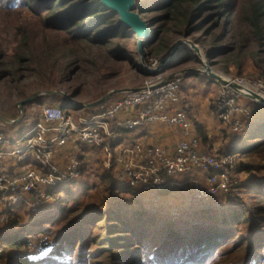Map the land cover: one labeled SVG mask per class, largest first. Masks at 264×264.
<instances>
[{"label": "rangeland", "instance_id": "1", "mask_svg": "<svg viewBox=\"0 0 264 264\" xmlns=\"http://www.w3.org/2000/svg\"><path fill=\"white\" fill-rule=\"evenodd\" d=\"M166 1L167 0H135V11L150 24L152 31H154V29H158L159 27V24L152 27L151 23L153 20L160 17L162 13L160 11L161 6H163ZM248 1L249 0H228V8L230 11H240V9H242ZM1 7L2 6H0L1 38L8 37L13 39L18 30L27 29L33 30L34 35L38 36V39L42 44L48 42L61 43L63 41V35L61 33L48 28L47 24L49 22V17L51 16L49 9H43L42 7L37 8L36 5L26 7L18 4L11 7L7 6L8 10H1ZM218 16V19L215 18L207 24L205 29L191 35L190 37L172 36L175 39L173 45L180 40H187L188 42L196 45L200 49V52L195 53V51H193L190 47L182 48L167 64L164 65H161L162 59L170 53L171 49L160 56H155L150 53L151 48L155 46H150V44L147 43L144 54L141 55L140 43L137 37L131 34L129 38L122 40V43H124L128 47L129 52L133 54V62H131L128 57H126V60H118L111 56L107 57L106 52L109 51V46H105L101 49L91 48L82 52L84 57L91 58L95 62L93 66H91V69L89 68L85 72L79 71L77 75H80V78L76 76L74 80L64 82V84L55 82L51 85L49 82V85H47L46 88H52L51 90L44 89L40 84V80L34 75H28L20 86L8 85L6 87L3 83H0V114L13 121L9 126L0 121V129L4 131L9 144H11L5 146L4 151H6V155L0 157V161H2L0 162V166H4L7 161L6 158L10 153L9 147L13 146L12 152H15V149L20 148L22 145V137L28 132H24L27 129L26 126H28V123L30 124V122L40 119V117L41 120H43V111L48 106L55 107L62 105L68 108L65 109L67 112L71 113L75 119H78L85 114H97L101 109L109 108L123 96V93L116 92L104 104L90 108L91 110H87L88 108L84 107L79 110L71 109L72 101L79 105H89L99 101L103 95L106 96L111 92L127 89H139L146 86L148 83H151V81L155 84L170 77L172 78V76L180 73L183 75V83L180 86L181 102L179 107L186 113L192 127L193 122L189 117L191 114V106H189L190 102L188 99L191 98L193 102L199 103L200 109H203L202 105H208L211 109H214L213 104L222 94L224 89V84L217 82L209 75L203 73L204 62L208 61L215 73L220 74L222 77L231 81H264V46H253L249 43L240 50L236 49L238 46H234L235 52L230 54L212 56L210 50L213 47L231 46L232 44L233 29L225 26L224 19L221 20L220 15ZM219 23L221 24L219 25ZM220 36L223 37V40L221 42H217L218 37ZM193 56L198 59L200 63L197 62V60L192 59L191 57ZM149 70H157V72L154 75H149L147 74V71ZM197 73H201L204 76L197 77ZM23 90L30 95L38 92H63L69 95V97H72V101L69 99L65 100L60 97H46L41 100V103H33L23 106V110H21L20 102L24 100H20L21 97L19 96V93ZM18 101L19 105L17 108L15 103ZM241 102H243L246 106H250L252 109V118L249 120H242L243 124L246 126V131L244 133L234 134L224 123L228 128L227 129L222 126L225 136L224 141L219 140L215 149H205V142L200 141L202 149L207 150L212 154L217 153L218 155L224 154L223 150L227 148L226 142H233L237 145L236 147H239L238 151L230 152L235 155V168L231 170V179L234 183V187L231 192L220 196L198 198V187L204 186L205 180L204 182L198 184L194 189H191L189 186L180 187L178 177L181 175H176V183H174V187L170 189L172 191L166 195L162 194L163 191L157 193L154 191L135 189L137 191L136 195H138L139 199L146 208L154 210L165 217L190 215V212L193 210L211 212L214 217H217V221H220L223 216L230 217L231 215L238 213H244L249 216L252 220L249 221L246 226L241 225L237 227L234 230V234L232 233L231 236H227L228 242L223 244L225 246L218 250L219 253L216 256L217 258L211 264H264V240L260 241L261 239L259 238L254 240V242L246 240L252 230V222L261 216L259 210L256 209L261 202L259 201V197L256 195L255 190L257 186L264 182V151L261 152L253 149V146L256 143H259L261 138L257 137L254 141L248 140L250 133L247 130V125L252 122H264V105L247 98L242 99ZM192 105H194V103H192ZM138 110L139 109L134 110V118L138 115ZM131 111L132 109L125 110V112ZM18 125H20V127L14 131L13 127ZM169 126L179 128L173 125ZM15 157L22 162L27 161L30 157L34 159L31 154H29L25 160L20 159L21 155ZM73 157L79 158L77 154L72 155L70 159ZM80 161L83 162L81 159ZM129 163H126L123 168L129 165ZM6 164H8V162ZM52 165L59 169L62 176H64L66 175L69 162L64 166H60L54 162L53 155ZM30 169L39 171L43 170L37 163L31 168L25 169L20 173H6L0 171V175L11 179ZM111 170L113 171V169ZM122 170L123 169H120L118 173V179H121L120 172ZM84 172L86 174L89 173V177L87 178L92 181L91 183H88V189L80 191V187L83 185L81 182L74 183L72 185L70 184L71 194L68 196L70 198H68L69 200H67L66 203H61L60 201L62 197L65 199L67 198L64 193H62V195L65 196H61V198H53L52 200L44 201H35L32 199L34 197V193L28 194L32 197L31 202L23 203L21 201L14 202L13 200L16 195L22 193H18L12 197L4 194V192L0 190V230L3 231L2 233H12L14 231H18L22 227H25L26 230L23 234L27 235L29 233L27 236L31 245V251L29 254V258L31 260L38 261L47 258L52 253L55 242L58 241V234L63 233V230L66 229L67 226H65L64 223L55 225L43 224L47 218L53 217L54 214L63 207V205H65L68 209L75 210L71 218L73 220L85 211L99 208L106 198H109L107 206L110 205L112 197L109 193L105 192L101 180L97 179V170L93 172L90 168L86 170L84 165ZM60 184L69 185L68 181L61 182ZM125 199L128 201L132 200V196L128 195ZM128 204L131 205L129 202ZM107 206L102 207L106 208ZM122 209H124V212L128 210V208ZM262 217H264V215H262L261 218ZM9 218L17 220V222L20 223V226L16 228L13 227L9 222ZM86 222L87 221H84L81 224H85ZM89 227H91V224ZM262 227L264 228V225H262ZM40 228H44V232L38 233ZM90 232H92L95 236L97 235L101 237H104L106 234L104 229H99L97 227L89 230V234ZM81 233L77 234L76 237H73L71 242L73 243L72 248H75L74 257H76L77 254H80L83 250L84 252H95V254L92 253L94 256L93 260H88L85 257V264H154L155 261H159L156 256L157 253L161 254V251H163L158 250L159 240L152 236L145 238V242H143L144 245L147 246V253L145 252L146 254L144 256L136 254V252H128L125 254L126 260H124V263L123 260L118 263L114 261L118 258L113 253L114 247H109V251L105 250L99 252V249L105 247V244L103 243L93 244L91 241H88L85 244L86 246H84L83 243L84 248L83 250H80L78 248L80 242L77 241V237H83L84 234ZM98 238L99 237L96 239ZM161 244L162 247L164 244L162 242ZM91 247L92 250H90ZM252 248L256 249H253L252 251ZM119 251L120 254L118 255H123L124 249ZM140 258H142L141 261L143 262L135 261ZM129 260L131 262H129Z\"/></svg>", "mask_w": 264, "mask_h": 264}, {"label": "trees", "instance_id": "2", "mask_svg": "<svg viewBox=\"0 0 264 264\" xmlns=\"http://www.w3.org/2000/svg\"><path fill=\"white\" fill-rule=\"evenodd\" d=\"M227 2L228 0H167L161 6L160 17L151 23L152 27L156 24H159V27L152 31L149 39L150 46H155L151 48L150 53L160 56L168 52L175 42L172 36L190 37L205 29L206 25L215 18L218 19V15L221 20L224 19L225 26L233 29L232 44L213 47L210 50L212 56L230 54L235 52L234 46H238L236 49L240 50L249 43L263 47L264 0H249L240 11L235 12L229 10ZM17 4L26 7L36 5L37 8L49 9L51 16L48 20V28L61 33L63 41L42 44L33 30L27 29L18 30L13 39L0 37V83L6 87L22 85L28 75L36 76L41 86L47 90L52 89L46 88L49 82L51 85L55 82L64 84L74 80L76 76L80 78V75H77L79 71L85 72L95 63L91 58L82 55L84 50L91 48L101 49L109 46V51L106 52L107 57L111 56L118 60H126L128 57L131 62L134 60L133 54L129 52L122 40H126L131 34L134 36L136 34L120 21L116 11L104 5L101 0H0L1 10H8L7 6ZM222 40L223 37L220 36L217 42ZM191 58L200 63L194 56ZM197 76L204 75L197 73ZM19 96L20 100H25L32 95L23 90ZM46 97H60L67 100L60 94H47L24 106L41 103V100ZM15 105L18 108L19 101ZM71 105V109H81L79 105ZM61 107L68 109L62 105ZM247 130L250 133L248 140L254 141L257 137L261 138L253 149L263 152L264 122H252L247 125ZM100 180L105 192L112 197L110 205L107 206L109 198H106L99 208L85 211L74 220L71 218L75 210L63 205L53 217L47 218L43 224L64 223L67 227L63 233L58 234V241L55 242L52 253L44 260L37 261L29 258L31 245L27 236L29 233L23 234L25 227L19 229V232L12 233H2L3 231L0 230V264L3 262L4 264H85V257L93 260L92 253L95 254L93 251L84 252L83 243L86 246L88 241L93 244H105L99 252L109 251V247H114L113 253L118 257L114 261L120 263L123 260L124 263L125 254L128 252H136L144 256L147 253V246L143 242L145 238L152 236L159 240L158 250H163L161 254L157 253L159 261H155L154 264H211L217 258L218 250L228 242L227 236L234 234L237 227L246 226L252 220L246 214L238 213L230 217L223 216L220 221H217V217H214L211 212L199 210L191 211L190 215L165 217L146 208L136 195L135 188L120 184L111 169H105L101 173ZM78 182L79 180H70L69 185L59 184L49 192L64 193L67 198L62 197L60 201L66 203L70 198L68 196L71 194V185ZM88 187V184L83 183L80 191ZM171 191L168 189L162 194L166 195ZM255 193L261 202L256 209L262 216L264 215V182L256 187ZM128 195L132 196V200L125 199ZM122 208H128V210L124 212ZM261 216L257 219L258 223L257 220L252 222V230L246 240L253 242L258 238L261 239L260 241L264 240L262 227L264 217L261 218ZM84 221L88 223L81 224ZM9 222L15 228L20 226L15 219L9 218ZM90 224L91 227H89ZM94 227L104 229L106 232L104 237L95 236L92 232L89 234V230ZM44 230L40 228L38 233ZM80 233L84 235L81 238L77 237V241L80 242L78 248L83 251L74 257L75 248H72L71 242L73 237ZM97 237L99 238L96 239ZM161 242L164 244L162 247ZM121 249H124V253L118 255ZM141 260L142 258L135 261L143 262Z\"/></svg>", "mask_w": 264, "mask_h": 264}, {"label": "built area", "instance_id": "3", "mask_svg": "<svg viewBox=\"0 0 264 264\" xmlns=\"http://www.w3.org/2000/svg\"><path fill=\"white\" fill-rule=\"evenodd\" d=\"M152 82L139 89L124 92L123 96L109 108L101 109L89 119H80L79 124H76L73 115L60 105L46 107L43 111V120L37 122L22 137L20 148L11 153L13 156L21 155V160L27 159L31 154L43 170L30 169L11 179L0 175V190L12 197L18 193H34L35 201L61 198L62 192L51 194L48 190L61 182L81 180L85 172L83 162L78 157H73L69 161L66 175L62 176L59 169L52 165L54 147L65 146L72 138L90 146L102 145L105 135L115 137V133L109 131L110 124L127 109H139V113L134 119L120 124L124 130L133 131L142 125L162 122L179 127L188 137L191 122L179 107L183 75L179 73L164 81L155 84ZM233 82L239 85L240 89L224 85L222 94L213 104L214 112L234 134H242L246 131L242 120L252 118V109L241 101L247 98L263 104L252 95L264 98V81ZM52 133L54 136L51 138ZM200 144L197 138H187L173 150L134 144L132 152L139 157L140 163L137 165L129 163L123 168V172H120V177L124 184L135 189L158 193L172 189L176 183V175L198 171L206 175L205 187H198V198L231 192L234 187L231 170L235 168V155L212 154L202 149ZM7 145L11 144L4 131L0 129V157L6 155L4 148Z\"/></svg>", "mask_w": 264, "mask_h": 264}, {"label": "crops", "instance_id": "4", "mask_svg": "<svg viewBox=\"0 0 264 264\" xmlns=\"http://www.w3.org/2000/svg\"><path fill=\"white\" fill-rule=\"evenodd\" d=\"M188 100L190 102L189 106H191V114L189 117L193 122V126L191 127L188 137L179 128H175L164 123L142 125L133 131L124 130L120 127V124L127 120L134 119L135 114L134 110H132L131 112L121 113L118 115L117 119L110 124L109 131H113L115 133V137L105 135V141L100 146L82 144L72 138L65 146L54 147V162L60 166H64L69 162V159L72 155L77 154L79 158L83 160L86 170L89 168L92 172L97 170V179H100V174L104 169L111 168L113 169L114 176L119 181V183L124 184L122 179H118V173L120 169H123L124 165L129 162L135 165L140 163L139 157L134 152H132L135 143H140L143 146H160L168 150H173L181 141L186 140L187 138H197L199 140L201 139L200 141L205 142V149H215V146L219 140L224 141L225 136L222 126L225 128V124L219 120L214 112V109H211V107L208 105H202L203 109H200L199 103L193 102L191 98ZM192 103H194V105H192ZM92 115L93 114H85L78 119L74 118L75 123L79 124L80 119L86 120ZM40 120L41 117L40 119L30 122V124L28 123V126H26L27 129L24 132L29 131ZM1 122L7 126L11 125L10 123L3 121ZM19 127L20 125L13 127L14 131ZM53 136L54 133L50 135L51 138ZM226 143L227 148L223 150L224 154L239 150V147H236L237 145H235L233 142ZM12 151L13 146L9 147L10 153L6 158V163L8 162V164L5 163L6 165L4 164V166H0L1 172L20 173L25 169L31 168L33 165L37 164V162L32 157H30L25 162L19 161L15 156L11 155ZM88 174L85 173L84 177L79 180V182L85 184L91 183L92 181L87 178L89 177ZM205 178L206 175L204 173L196 171L192 174H184L179 176L178 181L180 183V187L189 186L191 189H194L198 184L204 182ZM31 198L32 197L28 194H19L16 195L13 200L14 202L21 201L23 203H28L31 202Z\"/></svg>", "mask_w": 264, "mask_h": 264}, {"label": "water", "instance_id": "5", "mask_svg": "<svg viewBox=\"0 0 264 264\" xmlns=\"http://www.w3.org/2000/svg\"><path fill=\"white\" fill-rule=\"evenodd\" d=\"M104 5L109 7L110 9L116 11L119 14L120 21L125 24L126 27L130 28L135 34L136 37L140 43V53L141 55L144 54V50L147 46V43L151 37L152 29L150 27V24L147 23L141 15L135 11L136 9V3L135 0H101ZM190 47L195 53H199L200 49L194 45L191 42H188L187 40H180L176 42L172 47L170 53L162 59L161 65L167 64L182 48ZM157 72V70H149L147 71V74L154 75ZM201 72V71H200ZM203 73L209 75L212 79L216 80L217 82H220L221 84L228 85L234 89H240V86L237 85L235 82L226 79L222 77L220 74H217L214 72L213 68L211 67V64L206 61L204 62V71ZM136 89H127V90H119L114 91L109 94H107L105 97L100 99L99 101L89 104V105H79L72 101L71 97L69 95L63 93V92H38L33 94L28 99L20 102V109L23 110V106L34 99L47 95V94H60L72 101V104L79 105L81 108H93L100 106L104 104L110 97H112L116 92L118 93H124L127 91H133ZM253 98L258 99L260 102L264 104V98L261 96H258L256 94L252 95ZM0 121L6 122V123H12L13 121L7 119L5 116L0 114Z\"/></svg>", "mask_w": 264, "mask_h": 264}]
</instances>
